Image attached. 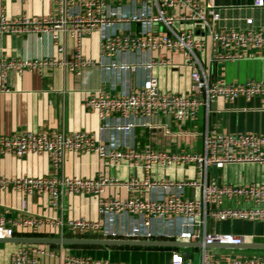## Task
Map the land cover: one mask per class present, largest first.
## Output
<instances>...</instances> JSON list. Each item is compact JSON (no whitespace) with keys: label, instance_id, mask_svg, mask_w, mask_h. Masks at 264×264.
Wrapping results in <instances>:
<instances>
[{"label":"built area","instance_id":"built-area-1","mask_svg":"<svg viewBox=\"0 0 264 264\" xmlns=\"http://www.w3.org/2000/svg\"><path fill=\"white\" fill-rule=\"evenodd\" d=\"M43 1V0H41ZM55 8L46 16L32 17L21 14L8 18L0 14L2 34H50L57 51L63 50L61 39L68 36L73 41L70 57L43 56L39 58L0 57V91H8L7 74L37 70L39 73L56 67L66 68L79 75L91 63L83 54V39L93 31L100 32V60L110 70L118 68L133 72L137 67L147 71L155 65H169L167 54L181 52L183 65L189 69L193 89L190 93L161 90L156 76L149 74L140 83L114 93L97 89L87 97L85 105L97 114L99 126L96 131L65 133L46 130H25L9 136H0V153L22 156L26 154L47 155L51 173L44 177H0V189L12 187L23 194H48L53 207H58L65 195H93L97 197V212L110 222L113 215H125L128 226L121 230L107 229L99 220L84 217L63 220L43 219L32 214L19 221L6 220L0 216V237L13 235L14 227L37 228L49 224L58 236H93L99 233L110 238L134 239H185L202 241L198 264H219L211 256L207 244L240 245L243 236L232 233L206 232L207 218L215 220L242 219L264 222V184H220L208 179L212 166L224 163H264V133H229L207 129L203 134L200 152L168 153L152 146L137 148L133 144L121 148L108 138V132L131 133L135 126H149L154 115L172 117L176 121L193 120L201 108H208L216 98L233 100L239 96L247 99L258 97L264 110V80L250 79L228 82L213 79L199 57L205 49L206 39L228 52L217 54L222 59H239L244 50H251L264 58V29L250 27L219 28L218 6L212 1L201 0H52ZM264 0H255L262 6ZM123 6L131 10L123 11ZM189 21L194 28H175V23ZM140 23L138 31L131 30L130 23ZM117 24V26H116ZM112 29L109 30L108 28ZM160 54L153 58L150 52ZM242 50V51H241ZM140 52L139 62L119 60L122 52ZM105 60V61H104ZM95 153L104 165L126 162L131 168H141L145 177L139 180L131 175L128 180L104 173L94 177L61 174L66 152ZM192 167L196 178L173 181L151 180L153 168L169 169ZM127 187L137 190L136 195L121 199L102 196L109 187ZM158 189V196L143 197L140 189ZM200 190L199 197L185 196V189ZM243 202L245 206L223 207L224 199ZM25 207V203H23ZM68 231V232H67ZM56 260L57 264H120L103 258L68 252L66 245L24 244L10 255V264H44L40 257ZM172 264H188L180 258ZM230 264H263L255 261L236 260Z\"/></svg>","mask_w":264,"mask_h":264},{"label":"crops","instance_id":"crops-1","mask_svg":"<svg viewBox=\"0 0 264 264\" xmlns=\"http://www.w3.org/2000/svg\"><path fill=\"white\" fill-rule=\"evenodd\" d=\"M203 2L207 0H201ZM218 6L219 28L247 27L246 19L251 18L250 27L264 29V4L254 5L255 0H210ZM55 8L52 0H0V14L16 18L21 14L32 17L46 16ZM123 11H130L123 6ZM117 26V24H116ZM131 30L138 31L140 23H130ZM194 28L192 22L175 23V28ZM109 30L112 28L109 27ZM63 50L57 51L50 34H2L0 35V57L39 58L57 56L67 58L72 55L73 41L68 36L61 39ZM205 49L199 57L209 70L213 79L228 82H243L250 79L264 80V58L251 50H244L245 56L239 59H222L217 54L228 52L221 46L205 40ZM83 54L91 63L76 75L66 68L56 67L39 73L37 70H26L22 73L10 71L7 74L8 91H0V136H9L21 131L65 133L77 131H96L99 126L97 114L85 105L88 96L97 89L118 92L126 85L140 83L149 74L156 76L161 90L177 93H190L193 89L189 69L183 65L181 52L167 54L170 64L155 65L151 70L137 67L133 72H124L118 68L107 69L100 58V32L93 31L82 42ZM242 51V50H241ZM160 53L150 52L153 58ZM119 60L139 62L143 59L140 52H122ZM105 61V60H104ZM258 97L247 99L239 96L233 100L216 98L208 108H201L193 120L176 121L172 117L154 115L149 126H135L131 133L120 131L108 132V138L117 142L121 148L133 144L137 148L152 146L168 153L200 152L203 134L209 129L229 133H264V110ZM213 167V166H212ZM208 173V179L220 184H264V163L235 162L224 163ZM51 173L50 160L47 155L26 154L16 156L0 153V177H44ZM61 174L81 177H94L99 173L111 175L120 180H128L131 175L143 180L145 173L141 168H131L124 161L119 165H104L95 153H75L67 151ZM192 167L151 170V180L170 179L179 181L195 179ZM143 190V197L158 196V189ZM137 190L127 187H109L102 196L121 199L136 195ZM185 196L199 197L198 188L185 189ZM25 203V207H23ZM230 203V205H229ZM247 204L224 199L222 206H245ZM32 214L43 219L54 217L63 220L84 217L88 220H99L107 229L121 230L128 226L125 215H113L110 222H105L97 212V197L93 195H65L58 207H53L48 194L27 196L8 187L0 189V216L6 220L19 221ZM206 232L232 233L243 236L242 244L264 243V222L242 219L215 220L208 217ZM68 232V231H67ZM14 236H58L57 230L45 223L37 228H13ZM67 236H72L66 233ZM95 236H102L99 233ZM93 235V236H94ZM103 237V236H102ZM189 241L185 239H172ZM193 242V241H191ZM24 244L0 242V264H10V255ZM55 245V244H41ZM67 251L85 254L93 258H103L120 264H172V259L180 258L188 264H198L200 250L194 246L174 247H129V246H78L66 245ZM211 256L219 264H230L233 261H255L264 264V248L254 247H208ZM44 264H57L56 260L41 256Z\"/></svg>","mask_w":264,"mask_h":264},{"label":"water","instance_id":"water-1","mask_svg":"<svg viewBox=\"0 0 264 264\" xmlns=\"http://www.w3.org/2000/svg\"><path fill=\"white\" fill-rule=\"evenodd\" d=\"M213 171L217 169L214 165ZM0 242L21 243V244H58V245H78V246H129V247H176V246H194L201 249L202 241H176L162 239H134V238H110L102 236H10L0 237ZM227 246V247H254L264 248V243L252 244H219L211 243L205 245Z\"/></svg>","mask_w":264,"mask_h":264},{"label":"rangeland","instance_id":"rangeland-1","mask_svg":"<svg viewBox=\"0 0 264 264\" xmlns=\"http://www.w3.org/2000/svg\"><path fill=\"white\" fill-rule=\"evenodd\" d=\"M229 205H230V203H229ZM95 236V235H94Z\"/></svg>","mask_w":264,"mask_h":264}]
</instances>
